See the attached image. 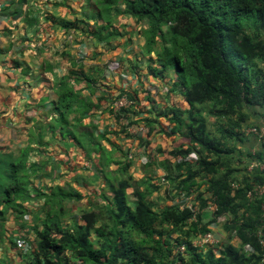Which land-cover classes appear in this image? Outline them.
<instances>
[{"label":"trees","instance_id":"1","mask_svg":"<svg viewBox=\"0 0 264 264\" xmlns=\"http://www.w3.org/2000/svg\"><path fill=\"white\" fill-rule=\"evenodd\" d=\"M89 1L92 11L104 23L93 30L95 38L101 40L103 31L108 33L107 38L111 36L109 31L118 16L143 22L147 26L143 32L146 51L155 52L162 70L175 71L178 81L174 90L184 92L188 110L185 120L180 113L173 112L171 121L176 127L172 133L184 129L186 139L199 148V160L195 165L181 162L174 168V178L165 176L173 189V194L167 195L172 201L180 192H197L199 213L193 219L190 210L172 203L159 211L153 210L147 198L152 190L158 189L156 186L143 192L139 187L133 188L136 200L133 207L128 206L126 189L132 184L139 186L127 175L129 161L119 169L125 178L111 181L112 177L105 174L113 193L112 199L106 200L105 214L112 225L97 226L98 212H84L80 221L72 218V224L65 225L61 222L66 216L63 201L72 198L79 201L80 196L62 187H56L48 195L34 190L30 179L39 165L28 164L32 149L27 148L18 156L0 154V241L5 238L8 217L13 215L23 221L28 215L24 205L42 199L43 209L48 210L45 209L46 217L40 224L35 222L32 228L35 247L28 253L26 264H175L174 253L180 244L187 246L186 264H264L256 236L261 232L264 237L263 201L247 198L249 184L231 190L230 173H222L220 169L232 148L211 138L199 109L209 104L211 116L229 119L231 124L221 134L225 140H232L238 134L229 130V126L239 127L246 117L245 108L264 105V74L252 65L256 60L264 64V0ZM57 85L58 118L52 126L58 127L63 137H70L87 154L97 152L105 156L107 153L100 144L103 136L95 134L94 126L80 124L81 114L91 104L83 103L82 111H74L73 104H80L79 93L65 78ZM126 96L135 101L132 95ZM132 115V110H121L114 117L118 123L126 121L123 126L128 129ZM191 151L175 149L171 155L184 157ZM197 178L208 179L210 200L199 194L203 181L198 183ZM210 201L217 207L211 222L219 216L238 215L233 223L224 224V229H229L230 238L235 231L241 243L251 244L256 254H244L229 242L220 249L210 248L205 255L192 248L190 240L210 230L202 215ZM159 230L168 233V237L158 238ZM134 233L137 238H133ZM0 264L9 263L4 258Z\"/></svg>","mask_w":264,"mask_h":264},{"label":"crops","instance_id":"2","mask_svg":"<svg viewBox=\"0 0 264 264\" xmlns=\"http://www.w3.org/2000/svg\"><path fill=\"white\" fill-rule=\"evenodd\" d=\"M102 26L103 21L92 11L88 0H0V154L18 156L27 148L32 149L28 164L39 165L30 179L34 190L51 194L56 187H62L80 196L79 201L73 198L63 201L66 214L63 219L67 218V222H72V218L81 220V216L74 217L79 208L96 212L95 205L106 206V200L113 197L108 183L125 178L119 172L122 163L130 161L127 175L131 176V182L138 183L140 176L135 174V167L138 162L147 164L144 154L153 158L157 149H166L170 155L175 149L192 150L187 156H177L175 167L181 162L195 165L199 160V148L186 139L184 129L172 133L176 127L171 121L173 112L177 111L185 120L188 105L184 92L174 90L178 81L175 71L162 70L155 52L146 51L143 32L147 26L128 16H118L109 31L111 36L107 38L108 33L101 31L98 40L92 32ZM63 78L79 93L80 104H73L74 111H82L83 103L91 104L81 114L80 124L94 126L95 134L103 136L100 144L107 153L105 156L97 152L87 154L70 137H63L58 127L52 126L58 118L57 84ZM126 94L135 99L130 133L109 109L111 101ZM244 113L245 120L239 122L238 128L229 126L238 135L221 141L232 152L225 156L220 171L230 173V187L249 184L258 194L254 192L248 199L264 202V141L246 133L247 128L264 120V105L247 106ZM132 152L137 159L133 162L129 155L130 160H125L123 154ZM171 156L167 154L166 160L154 164L158 169L165 168L172 162ZM106 173L112 177L111 181L106 179ZM165 176L158 173L141 184L145 188L139 186L142 192L153 186L158 188L147 198L155 211L172 202L162 192L159 195L164 202L158 205L157 192ZM207 180L197 178L199 183L203 181L198 192L210 200ZM132 187L133 184L125 192L130 207L136 200ZM43 201L26 203L28 215L23 221L9 216L4 240L8 234L20 233L33 241L32 227L43 209ZM202 215L203 223L221 241L218 228L223 223L216 226L211 222L212 214L206 209ZM231 239L229 244H241L238 238L231 236ZM30 241L25 259L35 247L34 241ZM1 257L9 264L12 259L15 261L10 250L0 254Z\"/></svg>","mask_w":264,"mask_h":264},{"label":"rangeland","instance_id":"3","mask_svg":"<svg viewBox=\"0 0 264 264\" xmlns=\"http://www.w3.org/2000/svg\"><path fill=\"white\" fill-rule=\"evenodd\" d=\"M249 31V30H248ZM252 31V30H251ZM264 39V38H263ZM247 62H251V61H247ZM253 66H255V69L262 72L264 74V64H262L259 60H256L253 64ZM250 68L252 67L251 65H249ZM200 109V113H201V116L205 119L206 121V124H207V128H208V131H209V134L211 136V138H213L214 140L216 141H222V140H225L221 134V130L223 128H226L227 125L231 124L230 120L227 119V118H217V117H213L210 115L209 113V110H210V105L209 104H205L201 107H199ZM179 138L181 139L182 137L179 136ZM182 139H185V138H182ZM175 141V140H173ZM147 148V146H146ZM173 149V148H172ZM159 154V155H158ZM162 154H165V155H162ZM170 155V151L167 152L166 149H157L155 150V153L152 155L153 158L151 157V155H147V154H144V158L147 159V164H141L138 162V166L135 167V174L139 175L140 176V179H139V182L137 183L141 189H143L144 185H141V184H146L147 180L151 177V176H158V173L163 174V175H166V176H171L174 178V176L176 175V172L174 171V167H175V164L178 160L177 157H174L173 155L171 156L172 158V162L167 165L165 168H160L158 169L157 165L154 164L155 162H160V160L162 159H165L166 160V155ZM129 155H131V160H133V162L135 161V159H137V156L134 155V152L132 153H124L123 156L125 157L124 159L127 160L129 159ZM130 160V159H129ZM170 160V159H169ZM138 161V160H136ZM151 162V163H150ZM171 173V174H170ZM178 181V180H177ZM135 183V182H134ZM177 183V182H176ZM199 183V182H198ZM139 186H135L133 185L132 188H135V187H139ZM145 188V187H144ZM177 190V189H176ZM173 189L172 187H167L165 185H160V190L159 192H157V196L158 198H160L158 200V205H160V202H164L163 198H161V196L159 195L160 193L164 192L163 193V197H165V199L171 201V199L169 198V195H167V192H171L172 193ZM48 195V194H46ZM34 194L31 195V197H33ZM42 200V199H40ZM175 199H173L172 201L174 202ZM44 207V206H43ZM67 207L69 208V204L67 205ZM94 208L96 209V212H98V219L96 220L97 223L96 225L97 226H100V225H112V222L111 220H109L108 218H106V214H105V207L103 205H95ZM48 210L47 208H44L42 209L41 208V211L39 213V215H36V217L39 218V221H34V222H37L38 224H40V220H42L44 217H46V211ZM208 213H211L210 210L207 208L206 209ZM86 211L82 210L81 208L77 209L76 210V214L74 215V217H80L82 215V213H84ZM261 216H263L261 214ZM212 218V216H210ZM264 217V216H263ZM238 218V215L235 216V218L232 216H226V218L224 219L223 221V226L221 225V227H219V231H218V234H222V239L219 243L218 246H222V248L225 246V245H228V242H231L232 239L230 238L229 236V229H224V224H226L227 222H232V220H237ZM67 218L66 219H62L61 222H63V224L65 225H68L69 226V223L71 225V221H68L67 222ZM35 225V223H34ZM33 228V227H32ZM161 233H159V237L158 238H163V239H166L168 237V233H165L163 230H159ZM172 235V234H171ZM177 234H173V237H175ZM27 237V236H26ZM20 235V233H12V234H8L7 238L3 241V242H0V254L1 256L3 255V253H6L7 250H10L11 253H14L15 255V261L12 259V264H25L26 262V259H25V254L21 253L16 247V243L17 242H20V241H25L29 243L30 239L28 237V239ZM133 238H137V235L134 233L133 234ZM34 241V240H33ZM33 241H30V242H33ZM5 257H1L0 260H3Z\"/></svg>","mask_w":264,"mask_h":264},{"label":"built area","instance_id":"4","mask_svg":"<svg viewBox=\"0 0 264 264\" xmlns=\"http://www.w3.org/2000/svg\"><path fill=\"white\" fill-rule=\"evenodd\" d=\"M135 106V101L128 98L126 95L118 96L116 99H114L110 105L109 109L113 116H115L117 113H119L121 110H132ZM123 125H127L126 121L122 122ZM129 133L131 132L130 129H128ZM247 134H251L256 136L259 140L264 141V120H262L258 125L251 126L246 129ZM130 158V156H129ZM160 184L165 185L167 187H170L167 184V181L165 178H161ZM231 189L233 191L239 189L238 185L232 184ZM254 192H257V189H251L247 192V198H251ZM174 204H176L180 209H188L193 214V219L195 216L199 213V207L198 202L196 201V194L193 190H190L189 192H180L178 196L175 198ZM209 210L212 214H215L217 212V207L214 204L209 205ZM261 213L264 216V202L261 204ZM225 219V216H219L216 218V221L214 224L218 226L219 224H222ZM230 235L232 238H237V234L235 231L231 232ZM257 241L259 243L262 255V263H264V237L261 232H258L256 234ZM220 241L218 240V237L215 234L214 230H209L208 232L198 234L197 236L193 237L190 240V244L193 249L196 250L197 253H200L202 255H205L207 250L210 248H218L220 249V246H218ZM234 246V245H233ZM237 249L241 250L242 253L247 255H254L256 254L255 249L251 244H239L238 246H234ZM29 244L26 241H20L17 242V249L25 254L28 251ZM186 251L187 246L185 244H180L176 248L175 255V264H186L187 258H186ZM216 255H219L217 250H214Z\"/></svg>","mask_w":264,"mask_h":264},{"label":"bare ground","instance_id":"5","mask_svg":"<svg viewBox=\"0 0 264 264\" xmlns=\"http://www.w3.org/2000/svg\"><path fill=\"white\" fill-rule=\"evenodd\" d=\"M119 96H121V95H119ZM171 203L174 204L173 201H172ZM208 208H209V207H208ZM210 212H211V211H210ZM211 214H212V213H211Z\"/></svg>","mask_w":264,"mask_h":264},{"label":"clouds","instance_id":"6","mask_svg":"<svg viewBox=\"0 0 264 264\" xmlns=\"http://www.w3.org/2000/svg\"><path fill=\"white\" fill-rule=\"evenodd\" d=\"M17 244V243H16ZM30 245V244H29ZM17 246V245H16ZM17 248V247H16ZM28 251H29V248H28Z\"/></svg>","mask_w":264,"mask_h":264}]
</instances>
